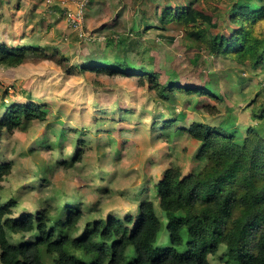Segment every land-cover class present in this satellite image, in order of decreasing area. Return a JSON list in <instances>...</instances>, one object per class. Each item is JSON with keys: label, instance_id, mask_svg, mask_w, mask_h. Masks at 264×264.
I'll use <instances>...</instances> for the list:
<instances>
[{"label": "rangeland", "instance_id": "374dc122", "mask_svg": "<svg viewBox=\"0 0 264 264\" xmlns=\"http://www.w3.org/2000/svg\"><path fill=\"white\" fill-rule=\"evenodd\" d=\"M188 2L0 0V43H36L46 52L30 54L18 66L0 65V116L4 105L26 102L46 111L45 119L0 131V163L10 164L0 176V196L16 201L14 215L47 207L56 218L60 207L73 202L83 213L80 231L100 217H134L140 201L151 199L164 221L153 184L170 166L187 174L203 164L195 158L198 141L181 127L232 123L238 141L248 127L264 137V116L258 117L264 110V68L197 50L181 23L160 22L165 6ZM228 2L193 5L211 15L209 31L227 32ZM85 61L153 70L161 84L209 82L217 95L185 96L174 89L164 99L133 74L82 72ZM177 118L163 128V120ZM10 237L18 241L32 234ZM226 255L221 247L209 261L239 264Z\"/></svg>", "mask_w": 264, "mask_h": 264}, {"label": "trees", "instance_id": "16d2710c", "mask_svg": "<svg viewBox=\"0 0 264 264\" xmlns=\"http://www.w3.org/2000/svg\"><path fill=\"white\" fill-rule=\"evenodd\" d=\"M193 1L204 6L210 2L190 0L185 6H165L160 22L181 23L197 50L204 48L251 69L264 68V0H228V30L214 33L205 27L211 24V15L204 6L197 9ZM37 53L46 55L45 48L36 43L13 47L0 43V65L18 66ZM80 71L133 74L139 81L146 79L164 99H168L166 91L174 89L185 96L217 95L209 82L194 87L174 81L161 84L153 70H135L124 62L85 61ZM3 107L0 131L46 117V111L32 102ZM262 116L264 110L258 114ZM173 121L179 119L163 120V128ZM234 127L203 121L181 127L198 141L195 158L203 164L187 174L170 166L153 184L164 221L153 201L143 199L134 217H100L79 231L83 213L73 202L60 207L56 218L47 207L14 215L16 201L4 202L0 196V264H211L209 256L221 247L239 264H264V137L248 127L238 141L230 132ZM9 169V163H0V176ZM16 233L32 237L14 241L10 234Z\"/></svg>", "mask_w": 264, "mask_h": 264}]
</instances>
